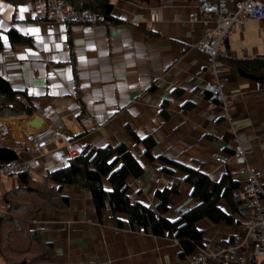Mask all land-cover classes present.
Masks as SVG:
<instances>
[{"label":"crops","instance_id":"1","mask_svg":"<svg viewBox=\"0 0 264 264\" xmlns=\"http://www.w3.org/2000/svg\"><path fill=\"white\" fill-rule=\"evenodd\" d=\"M201 1L113 0L108 22L65 24L34 18L37 0H0V74L28 92L35 105L23 121L0 119V144L16 147L19 159L29 163L36 176H45L73 155L65 139L78 153L87 145L124 142L145 168L131 180L135 199L153 201L157 188L179 181V191L170 196L165 212L172 217L199 199L191 194L184 171L170 165L173 172H166L161 163L145 157L134 133L153 136L156 155L201 165L214 182L229 170L245 184L238 173L243 163L227 165L217 158L241 146L247 153L244 165L258 168L264 182V78L241 74L219 59L217 67L228 77L225 97L218 100L206 89L217 76L208 54L197 47L205 30ZM190 12H196V20L190 19ZM12 28L30 39H11ZM224 50L223 57L264 53V20L234 26ZM85 111L94 122L88 126L78 119ZM33 115L41 127L29 124ZM54 128L65 138L39 149V139ZM7 176L0 175L1 193L2 187L16 183ZM62 192L70 197L66 208L45 207L33 216L32 226L55 245L54 254L40 264H191L193 254L181 259L174 236L119 227L110 218L108 204L101 222L89 189L64 185ZM252 212L241 205L239 222L231 225L207 218L198 221L207 234L202 247L225 258V245L233 235L244 234ZM247 247L240 246L237 254L249 262L255 257Z\"/></svg>","mask_w":264,"mask_h":264},{"label":"trees","instance_id":"2","mask_svg":"<svg viewBox=\"0 0 264 264\" xmlns=\"http://www.w3.org/2000/svg\"><path fill=\"white\" fill-rule=\"evenodd\" d=\"M10 1L17 3L23 0ZM69 1L77 7L98 11L108 20L113 18V0ZM8 33L13 40L30 39L14 28ZM218 59L236 68L241 74L264 77V53L249 57L220 55ZM176 92L180 90L176 89ZM190 104L193 105L187 103ZM34 111L31 95L15 88L9 78L0 74V116L6 112L32 115ZM134 137L143 144L144 155L149 161L161 163L166 172H173L169 167L171 165L186 173V180L191 184L190 192L199 199L197 205L180 212L176 217L165 215L169 210L170 196L179 191L178 180L157 188L153 193V201L135 199L129 191L130 182L141 176L145 168L128 145L124 142L105 146L87 145L80 153L70 156L62 166L50 170L45 176H36L30 168L11 174L16 183L7 188L2 195L4 197L0 198V255L6 257L10 264L24 260L27 264H40L54 254V243L47 241L40 229L29 225L33 215L41 209L66 208L70 204V197L62 192L64 185L89 189L94 211L101 222L107 215L108 204L110 218L119 227H143L145 232L158 236H174L181 247V259L204 246L207 234L198 227L201 219L207 218L228 225L239 222L237 217L243 198L235 191L241 183L229 170L214 182L201 165L196 168L163 154L156 155L153 151L156 139L153 136L140 137L134 133ZM231 151L228 152H234ZM18 152L16 147L0 144V165L18 159ZM107 182L110 188L106 187ZM261 197L264 198V188ZM222 201L225 202L224 206ZM122 213L127 216L126 219L120 216Z\"/></svg>","mask_w":264,"mask_h":264},{"label":"built area","instance_id":"3","mask_svg":"<svg viewBox=\"0 0 264 264\" xmlns=\"http://www.w3.org/2000/svg\"><path fill=\"white\" fill-rule=\"evenodd\" d=\"M59 1L52 9L49 3ZM36 7V18L41 20H58L59 22L105 21V16L90 8H78L69 0H38ZM202 12L201 20L205 26L203 39L198 44L199 50L209 55L214 68H217L216 60L224 49L225 40L232 28L236 25L244 26L249 19L264 20V0H202L200 3ZM197 19L196 12L190 13ZM226 74H222L217 83H208L207 88L213 91V97L222 100L225 97L223 85L226 82ZM215 88V90L213 89ZM83 117L90 119V115L85 111ZM57 136L65 138L60 132L44 134L38 141V145L47 147L53 138ZM55 138V139H56ZM70 145V153L76 154L78 151L72 148L71 142L65 139ZM247 153L243 147H236L233 153L217 155L223 163L232 161L243 163L238 169V173L243 176L245 184H241L235 191L243 198L242 205L250 207L253 212L248 218L244 234L233 235L232 241L228 242L224 251L226 257L221 258L220 254L212 249L201 247L200 250L191 255V264H264V198L261 197L263 191L262 172L249 164H246ZM29 163L21 161L19 158L4 162L0 165V175H11L22 170L29 169ZM144 231L143 227H140ZM255 244V246L253 245ZM247 245L251 249L255 259L247 262L243 256L237 254V250L242 245Z\"/></svg>","mask_w":264,"mask_h":264},{"label":"rangeland","instance_id":"4","mask_svg":"<svg viewBox=\"0 0 264 264\" xmlns=\"http://www.w3.org/2000/svg\"><path fill=\"white\" fill-rule=\"evenodd\" d=\"M38 1V0H37ZM49 3L52 5V9L53 10H55L56 11V8H55V6L56 5H58V3H59V1H56V2H51V1H49ZM75 6V5H74ZM75 7H77V6H75ZM73 9H77V10H80L79 8L80 7H78V8H74V7H72ZM33 16H34V18H36L37 16H36V7L34 8V11H33ZM36 19H38V18H36ZM41 20V19H40ZM48 20H53V19H48ZM55 21H58V20H55ZM109 20L106 18V16H105V21H98V20H94V21H92V20H89V21H73V22H90V23H104V22H108ZM59 22V21H58ZM66 23H69V22H65V24ZM10 30V29H9ZM8 30V31H9ZM225 54V50L223 49L222 51H221V53L219 54V55H221V56H223ZM209 56V55H208ZM225 57H228V56H225ZM209 59H211L210 57H209ZM218 61H219V59H217L216 60V63H218ZM223 61V60H222ZM224 62V61H223ZM214 71L216 72V76H217V80L214 82V83H217L218 82V79L220 78V76L224 73V68H219L218 69V71H217V68H214ZM227 77V76H226ZM227 80H228V77H227ZM226 80V81H227ZM210 83H213V82H210ZM213 83V84H214ZM208 85V84H207ZM207 85H206V89L208 90V91H211L212 93H213V91L212 90H210V89H208L207 88ZM213 89L215 90V88L213 87ZM216 98V97H215ZM218 99V98H217ZM5 112V111H4ZM87 112V111H86ZM84 113V112H83ZM83 113H81L80 115H79V122L83 125V126H88L89 124H91V123H94L93 122V118H92V116L90 115V113H88L87 112V114H89L91 117H90V119L88 120V119H86V116H84L83 117ZM25 115H28V114H25V113H20V114H17V113H14V112H11V113H9V112H6V114H4V115H1L0 116V119H6L7 121L9 120V121H13V120H15V121H17V120H19V121H23L24 120V117L23 116H25ZM32 117H34V115L33 116H31V117H29V118H32ZM37 117V116H36ZM13 123H15L14 121H13ZM12 123V124H13ZM57 132H60L61 133V135H64V133L61 131V130H59V129H57V128H54L53 130H51V133H52V135L54 134V133H57ZM57 136H55L52 140H54L55 138H56ZM65 137V136H64ZM118 144V143H117ZM110 145H116V144H110ZM67 146H68V149H69V153L71 152L70 151V149H71V147H70V145H68L67 144ZM37 147L39 148V149H43L44 147L43 146H40V145H38L37 144ZM130 148V147H129ZM76 154H78V152L76 153ZM76 154H73V155H76ZM72 156V155H71ZM5 177H9V176H7V175H5ZM13 177V176H12ZM2 179L3 178H1L0 179V184L2 183ZM263 182V181H262ZM264 183V182H263ZM12 185H14V184H12ZM11 185V186H12ZM131 185H132V182H130V186H129V191L131 190ZM10 186V187H11ZM10 187H8V188H10ZM2 193L0 192V198H2V197H4V196H2L3 195V193H4V191L7 189V188H3L2 187ZM0 211H1V209H0ZM39 212V211H38ZM38 212H36L33 216H35ZM32 220H33V217H32V219H31V221H30V227L31 228H35V227H33L32 226ZM138 229L140 230V231H142L141 229H140V227H138ZM243 233V232H242ZM253 245L255 246V244L253 243ZM5 249L7 250V252H8V247L6 246L5 247ZM0 264H10L9 263V261H8V259L6 258V257H3L2 255H0Z\"/></svg>","mask_w":264,"mask_h":264},{"label":"water","instance_id":"5","mask_svg":"<svg viewBox=\"0 0 264 264\" xmlns=\"http://www.w3.org/2000/svg\"><path fill=\"white\" fill-rule=\"evenodd\" d=\"M253 76H255V77L259 78V79L264 78L262 75H259V76L253 75ZM29 124L38 128V127L41 126L42 122L39 119V117H32V119L29 120ZM11 264H27V262L24 260V261H21V262H16V263H11Z\"/></svg>","mask_w":264,"mask_h":264},{"label":"bare ground","instance_id":"6","mask_svg":"<svg viewBox=\"0 0 264 264\" xmlns=\"http://www.w3.org/2000/svg\"><path fill=\"white\" fill-rule=\"evenodd\" d=\"M191 13V12H190ZM190 19L191 20H194V16H192L191 14H190ZM204 35V34H203ZM203 39V37L201 38V40ZM201 40L198 42V44L201 42ZM198 44H197V47H198ZM30 119H32V118H30ZM29 119V120H30ZM29 122V121H28ZM42 125V124H41ZM41 127V126H40Z\"/></svg>","mask_w":264,"mask_h":264},{"label":"snow or ice","instance_id":"7","mask_svg":"<svg viewBox=\"0 0 264 264\" xmlns=\"http://www.w3.org/2000/svg\"><path fill=\"white\" fill-rule=\"evenodd\" d=\"M20 11H21V12H24V11H25V9L21 8V9H20Z\"/></svg>","mask_w":264,"mask_h":264}]
</instances>
